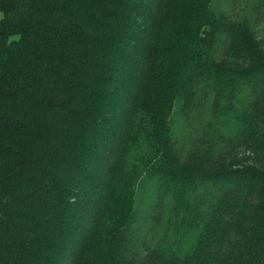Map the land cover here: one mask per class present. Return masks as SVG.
<instances>
[{"label": "trees", "instance_id": "obj_1", "mask_svg": "<svg viewBox=\"0 0 264 264\" xmlns=\"http://www.w3.org/2000/svg\"><path fill=\"white\" fill-rule=\"evenodd\" d=\"M0 12V264H264V0Z\"/></svg>", "mask_w": 264, "mask_h": 264}, {"label": "rangeland", "instance_id": "obj_2", "mask_svg": "<svg viewBox=\"0 0 264 264\" xmlns=\"http://www.w3.org/2000/svg\"><path fill=\"white\" fill-rule=\"evenodd\" d=\"M2 16H3V14L0 12V20H1Z\"/></svg>", "mask_w": 264, "mask_h": 264}]
</instances>
